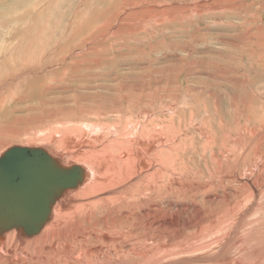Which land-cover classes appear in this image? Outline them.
I'll return each mask as SVG.
<instances>
[{"label": "bare ground", "instance_id": "bare-ground-1", "mask_svg": "<svg viewBox=\"0 0 264 264\" xmlns=\"http://www.w3.org/2000/svg\"><path fill=\"white\" fill-rule=\"evenodd\" d=\"M78 47L84 53H71L70 64L60 73L26 74L18 83L11 77L4 89L0 86L2 97L9 98L25 83L27 90L41 83L45 98L40 108L29 106L27 116L13 115V125L0 126L1 148L26 139L30 146L20 147L44 149L60 166L84 170V181L60 196L38 233L28 235L22 227H13L0 234V264H264L260 129L245 126V135H239L223 118L215 123L218 132L213 126L201 129L200 155L209 152L213 171L208 169L210 177L200 180V188L189 194L172 178L178 168H185L181 157L188 145L176 135L183 122L163 103L160 83L153 89L151 78H145L139 86L131 82L92 87L91 83L97 86L93 77L81 74L92 65V49L87 42ZM69 72L78 83L74 95L56 98L52 93L57 85L44 89L43 83L52 84ZM26 97L18 102L24 103ZM140 113L145 116L143 123ZM110 116L114 121L106 122ZM259 123L264 124V118ZM102 209L110 214L98 220L96 213ZM192 237H200V246L191 242ZM199 250L200 257H185Z\"/></svg>", "mask_w": 264, "mask_h": 264}, {"label": "rangeland", "instance_id": "rangeland-1", "mask_svg": "<svg viewBox=\"0 0 264 264\" xmlns=\"http://www.w3.org/2000/svg\"><path fill=\"white\" fill-rule=\"evenodd\" d=\"M84 42L92 49L89 52L92 65L81 74L93 77L97 86L91 83L92 87L108 88L131 82L139 86L144 85L141 80L145 78H151L153 89L155 83H160L163 103L168 110L172 109L171 115L177 121L183 122L182 131L176 135L188 145L181 157L185 168H178L172 178L179 180L189 194L200 188V180L206 182L210 177L208 169L213 171L209 152L205 157L200 155L201 129L204 132L205 127L213 126L218 132L215 125L223 118L239 135H245L247 126L251 129L256 126L260 135L264 134V124L259 123L264 118V0H0V86L4 89L5 80L11 77H16L18 81L14 83H18L27 75L60 73L70 64L74 56L71 53H84L78 47ZM96 49L98 52L92 55ZM23 64L26 67L21 70ZM66 76L57 77L58 81L52 84L46 81L43 88L53 89L57 85L52 93L56 98L74 95L78 83L70 72ZM40 84L27 90L29 84L25 83L20 93L10 99L2 97L4 90H0V126L12 124L15 114H30L29 106L36 109L42 106L40 101L45 98ZM24 95L25 102L19 103ZM253 112L257 116L253 117ZM112 117L106 122H113ZM144 117L140 113L139 123H143ZM217 141L219 145L222 143L221 136ZM28 143L26 139L6 143V147L0 146V156L10 147ZM263 149L264 144L260 148L263 155V162L258 164L260 170L264 168ZM100 211L95 217L98 220L110 214ZM87 224L84 225L88 227ZM191 242L200 246V237H192ZM191 255L200 257V250L185 257L191 259Z\"/></svg>", "mask_w": 264, "mask_h": 264}, {"label": "water", "instance_id": "water-1", "mask_svg": "<svg viewBox=\"0 0 264 264\" xmlns=\"http://www.w3.org/2000/svg\"><path fill=\"white\" fill-rule=\"evenodd\" d=\"M84 181L80 166H60L44 149L15 146L0 157V234L38 233L60 196Z\"/></svg>", "mask_w": 264, "mask_h": 264}]
</instances>
